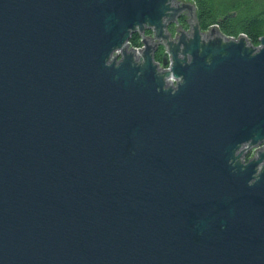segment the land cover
Masks as SVG:
<instances>
[{
    "label": "water",
    "instance_id": "95a60500",
    "mask_svg": "<svg viewBox=\"0 0 264 264\" xmlns=\"http://www.w3.org/2000/svg\"><path fill=\"white\" fill-rule=\"evenodd\" d=\"M257 42L191 1L0 0V264H264Z\"/></svg>",
    "mask_w": 264,
    "mask_h": 264
},
{
    "label": "trees",
    "instance_id": "16d2710c",
    "mask_svg": "<svg viewBox=\"0 0 264 264\" xmlns=\"http://www.w3.org/2000/svg\"><path fill=\"white\" fill-rule=\"evenodd\" d=\"M196 6L195 18L201 30L206 29L210 24H214L217 29L226 37H236L238 34H243L247 41L251 44H257V39L264 32V18H260L254 7L250 10H241L228 21L218 22V16L226 12L229 13L231 4L235 5L234 1L230 0H191ZM240 5V1L237 3ZM236 4V5H237ZM228 19V16H227ZM230 24V25H229ZM131 44L136 45L137 35L132 33L129 37ZM160 47L154 52V60H161Z\"/></svg>",
    "mask_w": 264,
    "mask_h": 264
},
{
    "label": "flooded vegetation",
    "instance_id": "af4514ba",
    "mask_svg": "<svg viewBox=\"0 0 264 264\" xmlns=\"http://www.w3.org/2000/svg\"><path fill=\"white\" fill-rule=\"evenodd\" d=\"M183 1H191V0H183ZM230 1H234V4L230 5V9L227 10V14H225L226 12L220 14V16H218V22H223V21H228L229 19L233 18L237 12L241 11V10H250L251 8L254 7L255 11L257 12V14H259L260 18H264V0H230ZM240 1V5H238L237 3ZM192 2V1H191ZM192 4L194 5V9H196V5L192 2ZM237 4V5H236ZM228 16V19H227ZM184 15H180L177 17V21L178 24L181 28H186L187 25L185 23V21L183 20ZM230 25V24H229ZM210 26H215L214 24H210L208 27ZM207 27V28H208ZM206 28V29H207ZM174 29L173 24L170 23L167 25V30L172 32Z\"/></svg>",
    "mask_w": 264,
    "mask_h": 264
},
{
    "label": "built area",
    "instance_id": "2783aa9c",
    "mask_svg": "<svg viewBox=\"0 0 264 264\" xmlns=\"http://www.w3.org/2000/svg\"><path fill=\"white\" fill-rule=\"evenodd\" d=\"M184 17H185V15H184ZM178 23V21H176V24ZM173 24V23H172ZM167 28V27H166ZM183 31H185V30H187L188 29V26L186 27V28H181ZM174 32H175V29H173V31L172 32H170L169 31V35H170V37L171 38H173V35H174ZM145 33H147V34H145ZM171 33V34H170ZM177 33V31L175 32V34ZM136 35H137V43H136V45H133V44H131L130 43V41H129V38L125 41V43H127L126 44V49H128L129 47H130V49H134L133 51H134V54H136L137 53V49H140V48H142L143 47V44H142V42L139 40L140 39V36L138 35V33H135ZM142 34V36H145V37H147V38H149L148 39V42L150 41V43H153L154 42V39L152 38V39H150L151 37H152V32L150 31V30H146V31H144L143 33H141ZM148 36H150V37H148ZM247 40V39H246ZM249 43V42H248ZM258 44V43H257ZM161 49H160V52H161V55L162 54H164V48H162L161 46H159ZM113 54H114V50L110 53V56H109V60L112 58V56H113ZM115 54H117V56H116V60H118L119 59V57H120V55H119V48H117L116 50H115ZM168 58V57H167ZM154 59V58H153ZM155 62H157L158 63V68H160V69H164V68H168V63H169V61H167L166 62V64H164V65H162L161 64V62H160V60L159 61H157V60H154ZM165 81L167 82V83H170L172 86H174L175 85V83H173L172 82V78L169 76V77H167L166 79H165ZM256 147H258V146H253V147H251V150H253L254 148H256ZM249 157H247V158H242V160H243V162H245L247 159H248Z\"/></svg>",
    "mask_w": 264,
    "mask_h": 264
},
{
    "label": "rangeland",
    "instance_id": "374dc122",
    "mask_svg": "<svg viewBox=\"0 0 264 264\" xmlns=\"http://www.w3.org/2000/svg\"><path fill=\"white\" fill-rule=\"evenodd\" d=\"M178 17V16H177ZM177 17H176V20H177ZM185 23H186V21H185ZM186 25H187V23H186ZM180 27V26H179ZM184 28V27H183ZM203 30H205V29H203ZM206 32V31H205ZM175 33V32H174ZM145 34H147V33H145ZM171 34V33H170ZM176 34H178V32L176 33ZM148 37H150V36H148ZM252 46H257V44L255 45V44H251ZM160 57H161V53H160ZM160 62H161V60H160ZM251 149L248 151V152H246V153H244L243 155H242V158L244 159V158H247V157H249V155H250V153H251Z\"/></svg>",
    "mask_w": 264,
    "mask_h": 264
},
{
    "label": "clouds",
    "instance_id": "9594fccd",
    "mask_svg": "<svg viewBox=\"0 0 264 264\" xmlns=\"http://www.w3.org/2000/svg\"><path fill=\"white\" fill-rule=\"evenodd\" d=\"M107 66V65H106ZM172 82L175 83L176 82V77L175 76H172ZM184 82V79L182 78L181 81H180V84H182ZM177 91V90H176ZM176 91H174L172 94H175Z\"/></svg>",
    "mask_w": 264,
    "mask_h": 264
}]
</instances>
